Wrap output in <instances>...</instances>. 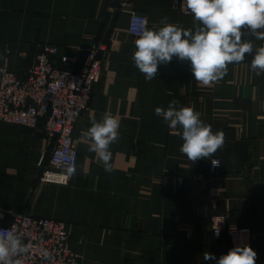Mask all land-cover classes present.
Here are the masks:
<instances>
[{"label": "crops", "instance_id": "obj_1", "mask_svg": "<svg viewBox=\"0 0 264 264\" xmlns=\"http://www.w3.org/2000/svg\"><path fill=\"white\" fill-rule=\"evenodd\" d=\"M117 0H0V68L24 75L44 44L58 45L56 65L81 70L88 48L104 44L102 75L89 111L75 124L79 158L68 185L40 183L54 141L42 132L0 121V229L14 215L67 223L82 264H216L233 248L227 235L214 238L212 217L249 226L256 264H264V74L251 71L252 55L228 65L209 86L198 83L188 61L173 57L147 81L132 54L138 38L129 32L131 11L147 16L148 27L167 17L195 30L173 0H132L119 11ZM242 39L264 45L248 31ZM190 107L225 143L212 159L196 162L180 152L183 140L156 107ZM111 113L120 123L110 146L112 172L88 151L91 121Z\"/></svg>", "mask_w": 264, "mask_h": 264}, {"label": "clouds", "instance_id": "obj_2", "mask_svg": "<svg viewBox=\"0 0 264 264\" xmlns=\"http://www.w3.org/2000/svg\"><path fill=\"white\" fill-rule=\"evenodd\" d=\"M184 2L187 14L193 16L194 31L169 23L167 17L160 21L163 26L149 28L147 19L140 22L132 60L145 80L156 78L158 66L170 63L173 57L190 62L194 79L203 86L221 80L228 65L243 62L246 55H252L251 71L257 76L264 74V45L254 48L251 40L242 39V29L246 28L256 40L264 41V0ZM177 104L178 101L172 100L167 109L156 107L154 112L171 130L181 129L177 133L183 140L180 152L191 162L210 159L214 167L219 166L220 161L212 157L224 146V133L213 132L211 125L204 123L193 108L178 109ZM119 127V121L111 113H105L102 120L93 119L86 132L90 141L88 151L96 154L109 173L113 171L110 146L119 139ZM75 172L74 162L64 166L66 177H72ZM29 248L14 231L0 229V264H19L15 258L27 253ZM203 259L214 260L216 264H256L257 253L247 245L235 246L218 259L205 252Z\"/></svg>", "mask_w": 264, "mask_h": 264}, {"label": "built area", "instance_id": "obj_3", "mask_svg": "<svg viewBox=\"0 0 264 264\" xmlns=\"http://www.w3.org/2000/svg\"><path fill=\"white\" fill-rule=\"evenodd\" d=\"M131 1L117 0L118 10H129ZM173 1L182 15L192 16L187 14L184 0ZM144 19L149 24L147 16L131 11V35L137 37L135 32ZM242 31L247 35L246 28ZM104 50V44L91 45L81 70H74L56 65L58 45L44 44L35 63L24 75L6 66L0 68V121L42 132L54 141L50 164L42 169L40 183L68 185L74 176L69 178L64 174V166L68 163L74 162L77 172L79 152L72 134L76 122L90 109L93 87L102 75L100 53ZM220 166L221 161L219 166L211 167L216 171ZM1 229L14 231L30 245L27 253L15 258L19 264H82L64 221L22 212L14 215ZM211 230L214 238L224 234L229 236L233 247L247 245L253 248L255 235L252 229L231 224L226 214L212 217ZM216 232H219L218 236Z\"/></svg>", "mask_w": 264, "mask_h": 264}]
</instances>
